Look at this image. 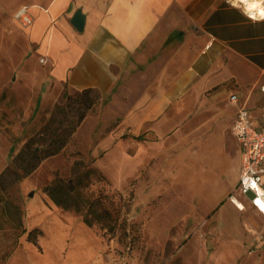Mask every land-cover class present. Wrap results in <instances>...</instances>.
Segmentation results:
<instances>
[{"label":"rangeland","instance_id":"1","mask_svg":"<svg viewBox=\"0 0 264 264\" xmlns=\"http://www.w3.org/2000/svg\"><path fill=\"white\" fill-rule=\"evenodd\" d=\"M13 14L0 0V171L11 164L24 142L53 111H57V119H63L60 133L72 129L83 110L85 116L58 153L43 158L18 182L11 181V177L6 180L7 191H1V195L5 194L22 210L27 230L38 227L42 235L37 245L26 239L27 232L15 242L19 230L9 223L3 224L0 264H220L212 254L218 248L221 234L211 232L209 218L200 217L195 223L184 218L189 211L186 205L182 207V215L172 221L175 197L190 194L189 187L179 184L188 155L174 153V146L182 142V146H192V151H197L198 141L203 138L193 129L213 114L212 104H230L227 100L230 87L224 85L225 91H217L216 87L197 95L196 105L182 107V113L191 112L182 114L181 121L168 123L163 137L161 120L141 124L140 112L144 107L132 104L143 94L154 92L140 89L151 74L123 77L107 96L92 91L90 107L81 105L78 91L67 89H64L68 92L66 98L61 93L54 101L47 99L40 103V70L29 64L33 47ZM188 94L183 97L196 98ZM57 104L62 107L55 108ZM220 126L219 123L212 129L206 151L199 158L209 172L225 164L229 175L236 159L225 157L223 148L229 143L225 141L229 134L223 133ZM175 128L178 136L173 133ZM78 160L81 164L73 167ZM88 168H96L107 179L92 184L90 190L122 194V215L134 228L137 226L140 235L134 244L123 245L116 237L109 238L99 225H86L79 213L56 205L44 190L55 178L79 177L86 182L83 172ZM237 197L241 199L240 195ZM168 220L172 222L166 227ZM235 247L240 251L239 245ZM246 255L250 264H256L255 256ZM227 264H241L240 258Z\"/></svg>","mask_w":264,"mask_h":264},{"label":"crops","instance_id":"2","mask_svg":"<svg viewBox=\"0 0 264 264\" xmlns=\"http://www.w3.org/2000/svg\"><path fill=\"white\" fill-rule=\"evenodd\" d=\"M1 1L14 12L26 5L33 16L27 28L16 23L33 47L29 64L40 70L39 102L54 101L64 89L90 88L107 96L123 77L146 73L151 76L140 89L154 92L143 94L132 104L144 107L141 124L161 120V137L166 135L168 123L181 121L182 114L191 112L182 113L183 106L196 105L197 95L203 91L227 90L224 85L230 87L227 100L236 94L238 104L247 108L256 125H264V18L249 19L239 6L226 0ZM78 9L84 15L82 30L71 23ZM186 93L196 98L183 97ZM238 104H212L213 114L193 129L203 138L197 151L182 142L174 146V153L188 155L179 184L189 187L190 194L175 197L172 221L182 215L186 205L189 211L184 218L194 223L200 217L209 218L211 232L221 234L212 254L220 264L239 258L241 264H250L246 255L249 228L261 229L264 224V217L244 197L240 196L243 210L228 199L240 166V146L231 131ZM219 123L222 132L229 134L225 140L229 143L223 148L225 157L236 159L229 175L225 164L209 172L199 158ZM173 133L178 136L177 128ZM172 221L168 220L166 227ZM252 255L256 264H264V246Z\"/></svg>","mask_w":264,"mask_h":264},{"label":"trees","instance_id":"3","mask_svg":"<svg viewBox=\"0 0 264 264\" xmlns=\"http://www.w3.org/2000/svg\"><path fill=\"white\" fill-rule=\"evenodd\" d=\"M92 91L94 90L90 88L78 91L81 96V105L90 107L93 104L90 98ZM62 95L66 98L68 92L63 91ZM60 107H62L60 104L55 105V108L59 109ZM56 115H58L57 111H53V115L42 127L24 142L12 158L11 164L0 171V192L6 193V180L10 179L9 177H11V181L18 182L32 172L43 158L58 153L67 143L76 125L84 118L85 110L78 115L72 129L67 133H60L63 119H57ZM136 138L141 139L142 136H136ZM80 164L81 161H75L73 167ZM83 175L86 182L79 177L75 180L55 178L45 186L44 190L56 205L79 213L86 225H99L109 238L116 237L118 242L123 245L134 244L133 242L140 235L137 226L134 228L135 225L128 223L127 218L122 215L124 206L122 194L116 191L109 195L100 191L94 193L90 190V186L96 182H107L105 175L96 168H88L83 172ZM114 195L117 197L114 198ZM22 217V210L5 194L2 196L0 193V228H3V224L9 223L12 228L19 230L16 233L15 242L21 234L27 232L26 239L37 245L38 238L42 235L41 229L33 227L27 230L23 225Z\"/></svg>","mask_w":264,"mask_h":264},{"label":"built area","instance_id":"4","mask_svg":"<svg viewBox=\"0 0 264 264\" xmlns=\"http://www.w3.org/2000/svg\"><path fill=\"white\" fill-rule=\"evenodd\" d=\"M229 5L239 6L249 19L264 18V13L250 12L241 2L226 0ZM264 3V0H262ZM14 20L22 28L29 27L33 22V16L28 6H20L13 14ZM40 62L43 58L39 59ZM264 91V84L261 86ZM238 96L231 94L229 101L238 104ZM235 119L231 126L232 134L240 146V166L238 181L234 191L247 200L251 207L264 217V125L259 126L253 121L249 111L243 104H238ZM233 191V192H234ZM230 193L228 199L239 210L245 209L244 202ZM251 239L247 246V253L256 254L264 246V224L261 229H251Z\"/></svg>","mask_w":264,"mask_h":264},{"label":"bare ground","instance_id":"5","mask_svg":"<svg viewBox=\"0 0 264 264\" xmlns=\"http://www.w3.org/2000/svg\"><path fill=\"white\" fill-rule=\"evenodd\" d=\"M236 3L241 2L242 6L250 12L264 13V3L262 0H233Z\"/></svg>","mask_w":264,"mask_h":264},{"label":"water","instance_id":"6","mask_svg":"<svg viewBox=\"0 0 264 264\" xmlns=\"http://www.w3.org/2000/svg\"><path fill=\"white\" fill-rule=\"evenodd\" d=\"M71 23L77 30H82L84 24V15L79 9L73 14Z\"/></svg>","mask_w":264,"mask_h":264}]
</instances>
